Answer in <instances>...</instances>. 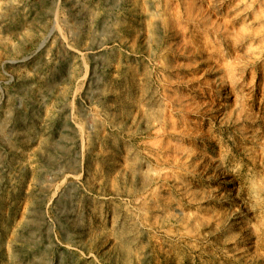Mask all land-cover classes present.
<instances>
[{
  "label": "rangeland",
  "instance_id": "obj_1",
  "mask_svg": "<svg viewBox=\"0 0 264 264\" xmlns=\"http://www.w3.org/2000/svg\"><path fill=\"white\" fill-rule=\"evenodd\" d=\"M0 264H264V0H0Z\"/></svg>",
  "mask_w": 264,
  "mask_h": 264
}]
</instances>
